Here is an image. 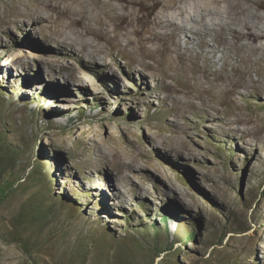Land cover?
Returning a JSON list of instances; mask_svg holds the SVG:
<instances>
[{"label":"rangeland","instance_id":"1","mask_svg":"<svg viewBox=\"0 0 264 264\" xmlns=\"http://www.w3.org/2000/svg\"><path fill=\"white\" fill-rule=\"evenodd\" d=\"M6 1L0 0L1 17L12 15ZM10 18V27L0 24V144L15 156L0 165V188L12 185L0 201V264H264V124L248 139L219 118L222 104L220 113L182 115L173 107L183 105L181 95L129 64L127 54L118 52L112 67H86L57 54L36 24ZM176 41L185 49L181 35ZM228 46L214 66L199 59L211 78L222 82L225 61L232 77L260 79L264 88V55ZM198 48L194 43L193 52ZM73 61L85 93L63 95L57 117L29 84L13 83L4 72L22 78L26 64L44 71L47 83L64 85L58 66ZM174 64L166 82L181 87ZM239 89L236 102L264 120V89ZM113 188L120 193L113 196ZM41 210L48 217L32 222L30 213ZM189 230L195 237L187 240Z\"/></svg>","mask_w":264,"mask_h":264},{"label":"bare ground","instance_id":"2","mask_svg":"<svg viewBox=\"0 0 264 264\" xmlns=\"http://www.w3.org/2000/svg\"><path fill=\"white\" fill-rule=\"evenodd\" d=\"M7 1L15 18H23L45 31V38L54 44L57 54L71 57L83 66L100 62L112 67L119 63L118 52L127 54L129 64L148 71L153 77L159 78L171 93L181 95L183 105L174 104L173 107L179 108L182 115L194 110L220 113L219 104H222L224 114L219 118L230 125V132L241 137L249 134L251 137L264 124L262 117L249 111L247 104L243 106L237 103L233 97V94L240 92L242 85L249 87L252 84L263 90L260 79L252 83L242 74L232 77L226 72V62L223 61L220 64L223 72L218 75L222 82L216 81L211 78L212 71L199 61L202 58L214 66L221 60V57L215 58L218 52L229 55L228 45L239 52L264 55V0ZM10 16H0V24L10 27ZM188 33L191 34L188 36ZM178 35L182 36L185 49L176 44ZM208 36H212L218 45L210 41ZM171 43L175 44L178 52L176 59L171 56L174 50ZM194 43L199 45L195 53L192 50ZM74 61L58 66L57 70L65 76L64 85L57 80L47 83L44 71L34 72L26 64L24 66L27 69H24L22 78L17 79L11 71L4 72L7 80L13 83L29 84L33 94H39L42 104L50 108L53 117H57L60 114L58 107H61L57 101L63 95L78 98L82 92L85 93L83 87L76 86L75 71L78 67ZM175 61L180 65L181 87L166 82V78L171 76L170 69L175 67ZM48 66L54 72V65ZM190 70H193L191 77L187 74ZM82 76L89 78L87 74ZM106 84L119 90L114 80L107 79ZM41 89L43 91L39 92ZM250 94L244 95L246 102ZM35 105H39L38 101ZM241 125L245 130H242ZM121 171L122 167L117 163L116 173ZM113 189V196L120 193ZM104 210L106 215L111 213L108 206Z\"/></svg>","mask_w":264,"mask_h":264},{"label":"trees","instance_id":"3","mask_svg":"<svg viewBox=\"0 0 264 264\" xmlns=\"http://www.w3.org/2000/svg\"><path fill=\"white\" fill-rule=\"evenodd\" d=\"M1 142H2V138L0 137V143ZM14 156H15V149H11V147L3 148V147H1V144H0V165H3V162L5 161L4 162L5 166H7L8 163H10V161L14 158ZM1 174L2 175L4 174L3 168H2ZM11 186H12L11 183L8 182V183H6V185L4 187L0 188V201L5 196H7L8 193H10ZM63 203H66V202H63ZM162 214H163L164 220H166L169 217L166 209H164L162 211ZM47 217H48V211H44V210L37 211L36 213H32V214L30 213V215H29V218L32 219V222H34L36 224L42 223ZM19 219L22 221L23 224L29 223V219L26 216H22ZM155 234L157 235V231L155 232ZM17 235L19 236V240L22 242L23 241L22 233L19 234L16 232L15 237H17ZM194 237H195V233L192 232L191 230H189V233L187 232V240L192 239ZM171 247H173V246H171Z\"/></svg>","mask_w":264,"mask_h":264}]
</instances>
